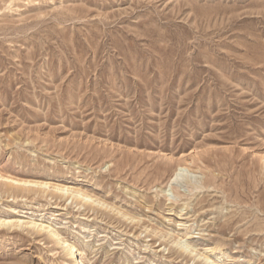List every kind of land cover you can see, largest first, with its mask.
Segmentation results:
<instances>
[{"label": "rangeland", "instance_id": "rangeland-1", "mask_svg": "<svg viewBox=\"0 0 264 264\" xmlns=\"http://www.w3.org/2000/svg\"><path fill=\"white\" fill-rule=\"evenodd\" d=\"M211 261L264 264V0H0V264Z\"/></svg>", "mask_w": 264, "mask_h": 264}, {"label": "bare ground", "instance_id": "bare-ground-1", "mask_svg": "<svg viewBox=\"0 0 264 264\" xmlns=\"http://www.w3.org/2000/svg\"><path fill=\"white\" fill-rule=\"evenodd\" d=\"M183 168H178L176 172L173 173V179H177L180 175H181V172H182ZM25 184V183H24ZM58 190V189H57ZM58 191H62V190H58ZM63 191H65L66 193L70 192L69 195H71L72 197H77L78 196H81L82 199L85 201V202H88V200L91 199V197H88V195H84V194H79L78 191H69L68 189H64ZM82 200V201H83ZM95 202V201H94ZM1 224L3 225H8V224H13L11 221H3L1 222ZM26 225V223H24ZM31 224V222L29 223V225ZM15 225V224H13ZM28 225V226H29ZM31 225H33L32 227H36V228H39V231L40 230H48V233L52 236V237H57V240L59 239L58 237V234L53 231L52 229H48L49 225L46 227L44 225H42L41 223L40 224H36V223H32ZM46 230V231H47ZM60 242H61V245L63 246V249L65 250V252L67 253V255H69L70 257H75L76 256V253H77V249L75 247V245H73L72 243L70 242H67V241H61L60 239ZM185 252H188V253H192L193 250L190 249V247L186 246L184 248H182ZM197 253V252H196ZM197 255V254H195ZM201 256V255H200ZM203 259H205L206 261L208 260L207 256H202ZM210 264H216L214 261H211Z\"/></svg>", "mask_w": 264, "mask_h": 264}]
</instances>
